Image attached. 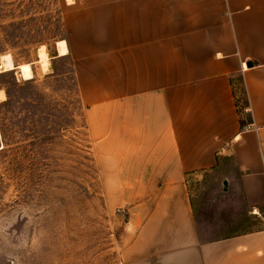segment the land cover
Listing matches in <instances>:
<instances>
[{
  "label": "crops",
  "instance_id": "obj_1",
  "mask_svg": "<svg viewBox=\"0 0 264 264\" xmlns=\"http://www.w3.org/2000/svg\"><path fill=\"white\" fill-rule=\"evenodd\" d=\"M63 21L118 263L264 264V0H71ZM228 160L261 226L205 240L187 179Z\"/></svg>",
  "mask_w": 264,
  "mask_h": 264
},
{
  "label": "rangeland",
  "instance_id": "obj_2",
  "mask_svg": "<svg viewBox=\"0 0 264 264\" xmlns=\"http://www.w3.org/2000/svg\"><path fill=\"white\" fill-rule=\"evenodd\" d=\"M70 2L0 0V264H119L74 66L55 48ZM42 49L50 61L36 64ZM230 171L187 179L205 240L261 226L228 192Z\"/></svg>",
  "mask_w": 264,
  "mask_h": 264
},
{
  "label": "bare ground",
  "instance_id": "obj_3",
  "mask_svg": "<svg viewBox=\"0 0 264 264\" xmlns=\"http://www.w3.org/2000/svg\"><path fill=\"white\" fill-rule=\"evenodd\" d=\"M55 48L58 57H64L68 54L66 42L64 40L57 41L55 43ZM48 61H50L48 54L44 49H42L41 53H39V60L36 61V64H44Z\"/></svg>",
  "mask_w": 264,
  "mask_h": 264
},
{
  "label": "trees",
  "instance_id": "obj_4",
  "mask_svg": "<svg viewBox=\"0 0 264 264\" xmlns=\"http://www.w3.org/2000/svg\"><path fill=\"white\" fill-rule=\"evenodd\" d=\"M236 106H237V108H238V110H239V101H236ZM244 108H246L247 107V103H246V101H245V104H244V106H243Z\"/></svg>",
  "mask_w": 264,
  "mask_h": 264
},
{
  "label": "water",
  "instance_id": "obj_5",
  "mask_svg": "<svg viewBox=\"0 0 264 264\" xmlns=\"http://www.w3.org/2000/svg\"><path fill=\"white\" fill-rule=\"evenodd\" d=\"M246 67L247 68H250L251 67V64L250 63H246Z\"/></svg>",
  "mask_w": 264,
  "mask_h": 264
}]
</instances>
